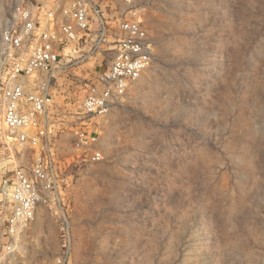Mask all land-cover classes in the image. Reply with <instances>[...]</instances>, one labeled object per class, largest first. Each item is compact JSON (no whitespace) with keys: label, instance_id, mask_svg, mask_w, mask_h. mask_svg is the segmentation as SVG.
<instances>
[{"label":"rangeland","instance_id":"1","mask_svg":"<svg viewBox=\"0 0 264 264\" xmlns=\"http://www.w3.org/2000/svg\"><path fill=\"white\" fill-rule=\"evenodd\" d=\"M39 1L0 0V98L3 35ZM107 2L137 11L152 64L94 120L100 161L56 151L61 190L13 238L1 185L35 152L0 109V264H264V0Z\"/></svg>","mask_w":264,"mask_h":264},{"label":"built area","instance_id":"2","mask_svg":"<svg viewBox=\"0 0 264 264\" xmlns=\"http://www.w3.org/2000/svg\"><path fill=\"white\" fill-rule=\"evenodd\" d=\"M107 3L41 0L18 8L19 23L3 35L12 56L0 98L2 123L14 144L35 152L31 167H16L1 185L9 238L33 221L41 201L53 202L61 190L57 150L78 152L84 162L102 159L94 120L120 104L152 64L137 11L113 19ZM67 231L63 226L65 239Z\"/></svg>","mask_w":264,"mask_h":264},{"label":"bare ground","instance_id":"3","mask_svg":"<svg viewBox=\"0 0 264 264\" xmlns=\"http://www.w3.org/2000/svg\"><path fill=\"white\" fill-rule=\"evenodd\" d=\"M1 126L4 128V130H5V126L3 125V123L1 122Z\"/></svg>","mask_w":264,"mask_h":264}]
</instances>
